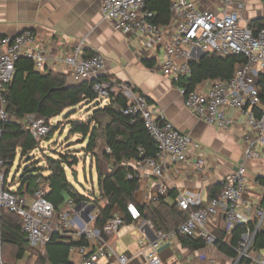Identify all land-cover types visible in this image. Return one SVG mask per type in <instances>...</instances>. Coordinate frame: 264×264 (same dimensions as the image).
Here are the masks:
<instances>
[{
	"label": "built area",
	"instance_id": "2783aa9c",
	"mask_svg": "<svg viewBox=\"0 0 264 264\" xmlns=\"http://www.w3.org/2000/svg\"><path fill=\"white\" fill-rule=\"evenodd\" d=\"M100 1L103 18L115 32L126 37L137 35L144 49L162 53L159 73L172 82L188 79L191 66L207 53H215L219 57L242 56L246 60L245 64L236 68L229 81L213 84L205 94L187 93L185 89L178 88L184 107L211 127L229 131L235 126L230 112L244 117L241 135L243 162L234 173L221 181L220 194L204 207L205 202L200 194L178 191L174 202L181 211H191L188 219L176 230L154 232V240L138 239L139 259L143 264H162L160 249L176 241L179 236L198 237L206 246H214L218 238L211 234L209 227L217 218L222 220V231L226 237L239 225L240 213L253 214L258 230L264 220V208L255 209L251 201L244 199V195L248 188L245 163L260 161L264 149V115L258 116L256 111L260 107L256 86L264 73V30L253 31L248 23L242 22L244 0H211L217 6L214 10L199 8L194 0H171L169 12L172 23L167 27L151 23L154 14L146 8L148 0ZM34 44L35 38L29 32L14 37H0V142L5 124L12 120L6 109L4 92L13 80L16 62L24 57L32 61L35 70L42 72L44 69V49L34 48ZM57 61L77 82H93V91L99 100L109 101L112 96L122 94L127 99V106L121 112L141 119L157 153L154 157L131 162L140 182L147 176H165L168 172L167 161L172 166L185 165L188 155L201 149L199 143L177 130L160 112L152 109L144 96L124 83L103 79L100 76L105 67L102 54L85 55L81 46H78L71 54L58 57ZM22 123L36 141L46 137L50 131V126L34 115L24 117ZM3 166L0 160V216L5 211L21 220L22 233L30 248L45 250L53 234H68L83 238L87 243V246L70 249V255L78 257L75 264H132L130 257L115 253L103 238L114 236L120 231L124 225L121 215H113L100 231L94 228V214H84L83 217L79 214L69 215L68 211L57 214L46 199L43 188L36 190L30 198L12 192L5 184V174H1ZM192 169L197 177L207 179L209 171L202 155L196 158ZM153 189V192H149L148 186L140 185L141 195H146L145 202L157 203L168 192V187L161 182ZM68 206L73 208L71 201ZM125 212L132 225L139 221L140 214L134 203H128ZM147 224L153 229L149 222ZM253 238L254 233L247 231L241 236L235 251L238 260L248 258L252 263L261 264L254 254L249 253ZM0 264H4L1 250Z\"/></svg>",
	"mask_w": 264,
	"mask_h": 264
},
{
	"label": "trees",
	"instance_id": "16d2710c",
	"mask_svg": "<svg viewBox=\"0 0 264 264\" xmlns=\"http://www.w3.org/2000/svg\"><path fill=\"white\" fill-rule=\"evenodd\" d=\"M170 2L171 0L147 1L146 8L154 14L152 24L160 27L171 25ZM248 27L253 31L264 30V20H253L249 22ZM245 63L246 60L242 56L219 57L215 53H207L191 66L188 79L172 83L178 88L185 89L187 93L205 94L213 84L229 81L236 68ZM142 64L148 69H153L156 60L143 61ZM256 88L260 99V107L256 111L258 116H261L264 115V73L259 78ZM133 91L138 93L136 89ZM4 98L7 103V112L12 120L5 124L0 142V160L4 163L3 168L10 170L18 153L21 158L27 157L28 161H32L30 155L40 145V142L32 138L22 123L24 117L34 115L44 120L50 126V131L41 140L50 141L54 134L52 131L56 128L51 125V121L81 105H95V107L85 121L70 122L69 136L78 135L83 142L86 141L85 152L93 159L99 144L103 143L105 149L102 157L108 165L106 173L101 172L96 166L98 194L96 199L81 195L69 182L66 170L76 166L78 159L68 155L61 156L58 160L47 159L46 168H38L33 162L32 165L36 167L26 168L20 177L16 190L18 195L30 198L36 190L43 188L46 191V199L53 205L57 214L68 211L69 215H72L68 206L69 201L72 202L73 207L92 206L93 209L89 208L88 214H94V228L100 231L113 217L115 209L121 213L123 226L132 225V221L125 212L128 203H134L140 214L139 221L134 225L142 221L150 222L154 232L176 230L188 219L191 211L184 212L178 208L174 202L177 194L175 191H168L165 196L158 199L157 203H143L136 200L141 183L138 172L129 163L154 157L157 148L141 119L126 116L121 112L127 106V99L122 94L112 96L108 104H105L94 93L93 82L70 85L64 75L37 71L31 60L21 57L15 64L14 77L5 89ZM146 100L148 101L147 98ZM45 172L47 175H44ZM221 190V183L208 188L207 201L202 207L211 199L217 198ZM101 201L105 204L101 205ZM256 225L257 220L238 225L225 242H223L224 235L221 236L215 244L218 251L229 259H238L235 249L241 236L247 231L254 233L249 253L256 254L263 251L264 231L261 228L256 230ZM113 237L103 236L106 242ZM176 241L182 249L191 253L206 248L205 242L198 237L179 236ZM82 245L87 246L83 238L55 233L47 243L44 254L36 255L22 233L21 220L8 212L1 213L0 250L4 264H18L23 260L28 262L32 260L33 263L30 264H72L70 249ZM27 252L29 256L25 259ZM238 264H252V261L241 258Z\"/></svg>",
	"mask_w": 264,
	"mask_h": 264
},
{
	"label": "crops",
	"instance_id": "0c3cea01",
	"mask_svg": "<svg viewBox=\"0 0 264 264\" xmlns=\"http://www.w3.org/2000/svg\"><path fill=\"white\" fill-rule=\"evenodd\" d=\"M194 1L202 9L214 10L217 7L211 0ZM244 3L245 9L241 15L243 23L264 20V0H244ZM25 32L31 33L35 38L34 48L44 49L46 62L42 72L62 74L68 84L75 85L79 82L57 58L71 54L78 46H81L85 55L100 53L105 58V67L100 75L102 78L124 83L132 90L136 89L148 99L152 109L160 112L177 130L199 143L201 149L188 155L187 164L172 166L167 161L168 172L165 176L143 178L141 186H148L149 192H153V187L161 182L168 187V191L195 192L206 202L208 188L220 184L242 164L241 135L244 117L230 112L235 126L229 131L218 130L197 119L184 107L178 87L170 79L161 76L158 66L148 69L142 64L143 61L151 59L158 63L162 53L144 49L137 35L126 37L115 32L103 18L100 0H0V37H14ZM201 155L209 171L206 180L197 177L192 169V164ZM245 164L248 188L244 199L251 201L255 209L264 208V149L260 161ZM129 165L132 166V163ZM106 167L107 172L108 165ZM145 196L139 191L136 200L145 203ZM70 212L83 217L85 207L81 205L79 211L73 207ZM113 214L121 215L118 209ZM240 214L239 225L256 220L253 214ZM147 223L142 221L138 225L123 226L108 242V246L117 254H126L132 264H143L137 256L138 239H155V233ZM260 228L264 231V220ZM209 230L218 239L224 235L223 242L229 239L222 231L223 223L220 218L210 224ZM159 255L162 264L239 263L238 259L223 256L216 245L191 253L182 249L178 241L165 244ZM254 256L261 264L264 263L262 251ZM77 260L76 255H70L72 264ZM23 261L20 264L28 263V260Z\"/></svg>",
	"mask_w": 264,
	"mask_h": 264
},
{
	"label": "rangeland",
	"instance_id": "374dc122",
	"mask_svg": "<svg viewBox=\"0 0 264 264\" xmlns=\"http://www.w3.org/2000/svg\"><path fill=\"white\" fill-rule=\"evenodd\" d=\"M161 53V52H160ZM159 68V61L156 62V67ZM104 103L108 104L107 100ZM95 105L87 106L81 105L74 109L68 110L62 116L53 119L51 125L56 128L52 132L53 138L50 141L40 140V145L31 155L28 161L27 157L21 158L20 153L17 155V159L14 162L12 168L8 170L6 167L2 168L1 174L5 175V184L8 185L9 189L14 192L19 186L20 177L26 168H46L47 159L58 160L61 156H70L72 158L78 159V164L72 169H67V177L69 182L73 185L78 193L86 197L94 198L98 196L97 194V168L101 169V172L106 173V162L104 161L102 154L104 150L103 143H100L96 151V156L92 160L91 155L86 154L85 149L87 142H83L80 136H69L70 122L73 121H85L88 116L91 115V111L94 109ZM68 114V115H67ZM33 162L36 164L32 165ZM8 171V172H7ZM76 173L77 182L73 181L72 174ZM44 175H47L45 172ZM101 204H105L101 201ZM72 216H70L71 218ZM36 255L44 254L43 249H34L33 251ZM29 252L25 254V259L29 256ZM264 253V250L262 251ZM28 262L27 264L33 263ZM23 262V261H21ZM21 262H18L20 264Z\"/></svg>",
	"mask_w": 264,
	"mask_h": 264
},
{
	"label": "water",
	"instance_id": "95a60500",
	"mask_svg": "<svg viewBox=\"0 0 264 264\" xmlns=\"http://www.w3.org/2000/svg\"><path fill=\"white\" fill-rule=\"evenodd\" d=\"M203 56H204V55H202L201 58H202ZM76 177H77L76 173H73V174H72V178H73V181H74V182H77ZM80 208H81V206H77V207H75V210H76V211H79ZM89 208H90V209H93L92 206L85 207V215L88 214V210H89Z\"/></svg>",
	"mask_w": 264,
	"mask_h": 264
}]
</instances>
